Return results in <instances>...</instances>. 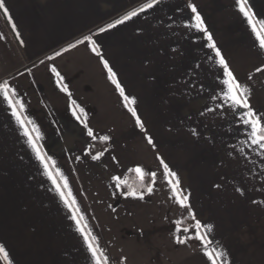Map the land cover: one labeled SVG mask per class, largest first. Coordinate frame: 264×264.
Here are the masks:
<instances>
[{
	"label": "crops",
	"instance_id": "obj_1",
	"mask_svg": "<svg viewBox=\"0 0 264 264\" xmlns=\"http://www.w3.org/2000/svg\"><path fill=\"white\" fill-rule=\"evenodd\" d=\"M150 2L2 0L0 84L25 127L0 92V264H96L84 235L100 264H211L205 251L221 254L216 264H264V149L251 144L247 110L223 99L216 56L264 117V49L236 0H156L106 27ZM245 6L264 21V0ZM93 141L106 147L89 155ZM130 170L152 191L122 193Z\"/></svg>",
	"mask_w": 264,
	"mask_h": 264
},
{
	"label": "snow or ice",
	"instance_id": "obj_2",
	"mask_svg": "<svg viewBox=\"0 0 264 264\" xmlns=\"http://www.w3.org/2000/svg\"><path fill=\"white\" fill-rule=\"evenodd\" d=\"M156 3V0H151L150 3H146L143 7L138 8L136 10L133 11H129L128 13H126L122 19H117L114 23H110L108 24L106 27L107 28H112L114 27L116 24H121L124 21H127L129 19H131L132 17L136 16L138 12H142L145 8H151L152 5ZM237 6L239 8L240 13L243 14L244 17L247 18L248 24L252 27V31L253 33L256 35L257 40L259 41V46L261 49H264V21H256L254 22L250 11L246 8V0H236ZM189 7L192 9V12L195 13L196 12V8L193 5H189ZM0 8H4V5L2 3V0H0ZM5 10V14L7 15V10ZM193 19L195 20V24L193 25V27L197 28V29H203V21L201 20L199 14L195 15L193 17ZM257 25H259V27H257ZM13 30L15 31V27L13 26ZM99 31H105L104 28L99 29ZM90 37H84V40L87 41L89 40ZM211 36H208V40L211 41ZM80 41H78L79 43ZM69 47H74V45H70ZM210 48H215V44L214 43H210L209 44ZM93 51H95V49L93 48ZM59 53H57L58 55ZM216 56L219 57V64L224 66V76L226 77V79L223 80V85L226 87V90L223 91V99L225 100L226 103H229L230 106L232 108H236V107H242L244 109H246L247 111L244 113V119H243V124L248 125L251 129L250 133H249V139L251 140V144L253 145H258L261 149H264V123H261L262 119H264V117H257L256 113L253 111V109L251 108L249 102H248V94H249V89L246 86L241 85L237 79L235 78V76L233 75V73L228 69V66L224 60V58L220 55L219 50H216ZM104 63V67L108 68V63L107 61H103ZM262 70V68H257L256 71L260 72ZM52 71H55V69L53 68ZM109 71V80L112 81L113 84H115L117 91H119L121 97H123L124 101L126 102L125 106L127 107L128 104H132L134 103V99H130L128 96L125 95L124 89L121 87V85L119 84V82L115 79V74L112 73V70L110 68H108ZM251 78V77H250ZM8 84L7 82H4L3 84H0V92L3 93V97L4 100L7 101L9 107L12 109V115L17 119V121L21 124V127L24 128V121L21 119L20 115L18 114L17 110H16V105H19L20 108H23V104L20 103L19 100H17L15 103H13V101L9 98V91H8ZM65 91H67V89H64ZM131 114L136 117V123L139 125L140 124V119L137 116L136 111L133 108H129L128 109ZM82 111V109H81ZM32 131H36L35 128L32 129ZM24 135L29 137V143L32 144L33 148L36 149V145L32 140V137L30 135V132L27 128H25L24 130ZM88 135L92 136V130L89 129L88 130ZM102 139L107 140L108 136H104L102 137ZM150 144L152 143V140L149 138L148 141ZM99 155L101 154H97L96 156H93V159H98ZM37 158L41 160V162L43 163V158L41 157L39 151H37ZM161 163L163 164L164 167V176L165 178L168 177H175V173L170 171V169L168 168V165L165 164L163 162V160H161ZM45 167H47V165H45ZM136 173L138 174H142V169L140 167H137L134 169ZM153 179H155L156 177V173H152L151 174ZM51 179V176L49 177ZM115 179V178H114ZM53 183L55 184L56 181L53 180ZM170 184H172V182L170 181ZM67 181L65 180L64 182V187L67 188ZM177 187L178 185L176 184H172V193L173 196L177 197L176 202L179 203L182 207L185 206L188 197L187 196H180L177 193ZM59 191V188L57 189ZM239 191V189H237ZM148 191L151 192L152 188L149 187ZM128 195L131 196H135L136 193L134 191L127 193ZM61 195V199H64L65 205L68 207H71L72 204H75V199L73 198L71 200V203H69V201L67 199L64 198V193L60 192ZM71 195V193L69 192V196ZM78 210V209H77ZM72 219L77 220V218L75 216L72 217ZM80 219H83V217H80ZM77 223H79V220H77ZM201 226L199 223L196 224V228L199 229ZM209 230L211 229V226H208ZM78 231H81V233L83 234V230L78 228ZM185 231H187V229H185ZM198 239H203V236L201 235H197ZM92 239H95V237H92ZM84 242L87 245V249L88 251L91 253L92 257L94 260H96V264H100V260L97 257V249L93 246V244L91 243L89 237L87 235H84ZM178 243H184L183 240H178ZM0 253H4V248L2 246H0ZM204 255L208 258L209 261H211V264H216L217 258H219L221 256L220 253H215V256L213 255V253L205 251ZM104 264H107V260L104 261Z\"/></svg>",
	"mask_w": 264,
	"mask_h": 264
},
{
	"label": "trees",
	"instance_id": "obj_3",
	"mask_svg": "<svg viewBox=\"0 0 264 264\" xmlns=\"http://www.w3.org/2000/svg\"><path fill=\"white\" fill-rule=\"evenodd\" d=\"M106 147L105 142L93 141L89 147V155L97 153ZM150 184V178L148 176L138 177L134 171L130 170L126 173L123 182L120 184V190L122 193L136 192L146 193ZM190 222V219H183L180 221V226H186Z\"/></svg>",
	"mask_w": 264,
	"mask_h": 264
}]
</instances>
